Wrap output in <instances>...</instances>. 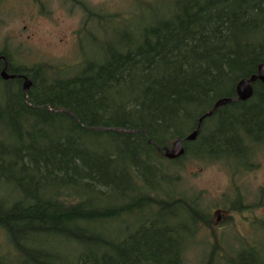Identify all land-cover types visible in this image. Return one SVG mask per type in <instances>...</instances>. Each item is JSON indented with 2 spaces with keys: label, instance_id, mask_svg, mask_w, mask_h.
Masks as SVG:
<instances>
[{
  "label": "trees",
  "instance_id": "16d2710c",
  "mask_svg": "<svg viewBox=\"0 0 264 264\" xmlns=\"http://www.w3.org/2000/svg\"><path fill=\"white\" fill-rule=\"evenodd\" d=\"M175 8L90 21L105 40L69 75L11 66L31 81L28 96L23 81L0 76V264H185L186 233L197 237L208 219L164 166L180 160L158 149L189 137L258 73L264 0ZM253 87L249 101L204 120L193 157L255 167L248 155L264 148V85ZM211 244L207 264H220L222 248ZM260 245L233 248L228 262L264 264Z\"/></svg>",
  "mask_w": 264,
  "mask_h": 264
},
{
  "label": "rangeland",
  "instance_id": "374dc122",
  "mask_svg": "<svg viewBox=\"0 0 264 264\" xmlns=\"http://www.w3.org/2000/svg\"><path fill=\"white\" fill-rule=\"evenodd\" d=\"M80 1L83 4L74 7L70 0H48L46 5L49 8H46L50 14L45 16L36 14L35 7L30 5L32 0H11L8 4H0V53L7 54L15 69L46 67L54 73L65 72L69 75L78 70L82 59L84 61L93 56L105 40L103 32L97 30L96 24L90 21L108 16L116 19L127 18L128 21L135 22L154 15H168L177 9H174V0ZM77 7H86L85 10L91 11L93 17L84 15L80 9L68 10ZM217 123V119L211 122ZM258 150L255 163L257 167L254 171H237L223 162L195 158L192 152L179 163L172 166L164 162V166L177 174L182 193L198 197L201 209L211 220V210L219 207L223 209L235 198V194L240 196V192H245L253 197L254 192L264 187V148ZM169 186L168 182L160 185L162 190ZM259 214L264 217V210L256 213L257 216ZM234 218L235 221L223 224L227 228L222 231L227 236L221 237L217 242L224 253L220 264H230L228 256L233 248H244L258 242L261 244L259 251L264 249V229L259 234L257 233L261 231L260 228L251 232L242 214L234 213ZM191 230V235L187 236L186 233V239L194 237L195 241L187 239L190 248L184 256L185 264H207L209 253L205 244L209 247L213 245L207 237L211 230L202 227L198 230L197 237L196 229L192 227ZM241 236L252 239L245 240ZM202 240L207 243L203 244L200 242Z\"/></svg>",
  "mask_w": 264,
  "mask_h": 264
},
{
  "label": "flooded vegetation",
  "instance_id": "af4514ba",
  "mask_svg": "<svg viewBox=\"0 0 264 264\" xmlns=\"http://www.w3.org/2000/svg\"><path fill=\"white\" fill-rule=\"evenodd\" d=\"M10 1L11 0H0V4H8V2H10ZM70 1H71L70 3L74 4V7L76 5L83 4L82 1H80V0H70ZM46 3H48V0H32L30 5H32V8L35 7L34 9L36 10L35 11L36 14H40V15L44 14V16H45V14H50L49 10H47V8H49V7H48V5H46ZM74 9H80L81 12H84V15H87V16H92L91 14H93L91 11L85 10L86 7H85V9L77 7V8H73V9L69 8L68 10H74ZM2 58H6L8 61L7 74L10 77L11 76L17 77V78L11 79V80L8 79V80H4V81L12 82L15 80H19V82H21V84H22V81H23L22 78L25 75L20 74L18 72L11 73L10 67L12 66V64H11L9 57L0 55V59H2ZM3 67H4V62H3V60H0V76H1V72L3 70ZM2 80H3V78H2ZM215 127H217V126H214V127L210 126V128L208 130L209 133L212 132V130ZM196 130L197 129H195L193 131V133ZM202 132H203V130L200 129V131L198 132V134H199L198 138L195 141H192V142L186 141L188 136L185 139H182V140L186 141V143H184V145H183L184 154H183V156H181L177 160H182V158H184L187 154H189V150L192 147V145L195 144L197 141H199V139H201V137L203 136ZM210 135H211V133H210ZM258 152H259L258 149H253L250 151V153H252V154L248 155V160L250 161L248 166H255L254 168L250 169L249 171H251V170L254 171L257 167V165L255 163H256V157H257L256 154ZM244 167L245 166H242V168H244ZM242 168L240 169V171L241 170L245 171ZM245 168H247V167H245ZM246 171H248V170H246ZM254 193L255 194L253 197H251L250 194H247L245 192H240V196H238L234 193L235 198L229 203L230 205L226 204L225 207H223V209H220V207H219V208H214L211 210V216H210L211 220L209 219V216L206 215L207 216L206 218L208 219L209 225L208 226H201V228L203 227V229L207 228L208 230H211V231H208L207 237L210 239V241L212 243H217L221 240V237L227 236L225 231H222V230H226V228H227L223 224H226V223L228 224V223H231L232 221H235L234 213L235 214L240 213L243 215V218L248 223L247 225H248L251 232L254 231V229H256V228H260L261 231L258 232L257 234L262 233V230L264 229V217H263V214H261L262 215V217H261L260 214L257 216L256 213L258 214V212H260V211L263 212V210H264V187H261L259 190H257V192H254ZM216 229H218L217 230L218 232L215 231ZM198 234H199V232H198ZM230 236L233 238L232 235H230ZM240 238H244L245 240H248L249 238L252 239L249 236H245V237L241 236ZM248 243H250V242L248 241Z\"/></svg>",
  "mask_w": 264,
  "mask_h": 264
},
{
  "label": "water",
  "instance_id": "95a60500",
  "mask_svg": "<svg viewBox=\"0 0 264 264\" xmlns=\"http://www.w3.org/2000/svg\"><path fill=\"white\" fill-rule=\"evenodd\" d=\"M0 60H3L4 62V67L3 70L1 72V78H3V80H8V79H14L17 77L14 76H9L7 74V70H8V61L6 58H2ZM258 73L254 76H252L251 78H249L248 80H242L240 82H238L237 86H236V94L237 98L235 100L232 99H221L218 102L215 103L214 107H212V111L207 113L205 116H203L200 120H198V127L197 130L194 133H191V135L186 139V141L192 142L195 141L198 138V132L201 129V126L203 124V120L207 119V118H211L212 116H214V114L221 109L222 107L228 106L233 102H247L249 101L253 95H254V84H256L257 82H260L261 84L264 85V64H261L258 68ZM23 92L26 93V95L28 96L30 88H31V81L28 79V77L23 76ZM185 140H176L173 142L172 146H170V148H162L158 149L159 152L163 153L165 159L167 160H177L178 158H180L181 156H183L184 154V143H186ZM150 144H153L152 142H149Z\"/></svg>",
  "mask_w": 264,
  "mask_h": 264
}]
</instances>
